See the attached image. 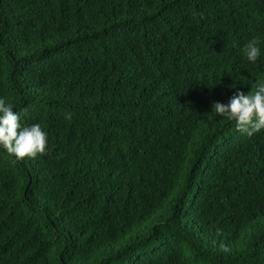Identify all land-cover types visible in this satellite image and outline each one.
<instances>
[{
  "label": "trees",
  "instance_id": "16d2710c",
  "mask_svg": "<svg viewBox=\"0 0 264 264\" xmlns=\"http://www.w3.org/2000/svg\"><path fill=\"white\" fill-rule=\"evenodd\" d=\"M257 79L264 0H0V98L47 133L0 150V264H264V130L212 113Z\"/></svg>",
  "mask_w": 264,
  "mask_h": 264
},
{
  "label": "clouds",
  "instance_id": "9594fccd",
  "mask_svg": "<svg viewBox=\"0 0 264 264\" xmlns=\"http://www.w3.org/2000/svg\"><path fill=\"white\" fill-rule=\"evenodd\" d=\"M260 41L253 38L243 48L247 61L255 64L261 56ZM230 87L235 88V85ZM212 113L235 122L236 128L248 136L264 130V79H257L251 91L237 90L227 104L214 102ZM0 98V150L17 161L35 158L47 149V133L40 124L22 125L19 113Z\"/></svg>",
  "mask_w": 264,
  "mask_h": 264
}]
</instances>
